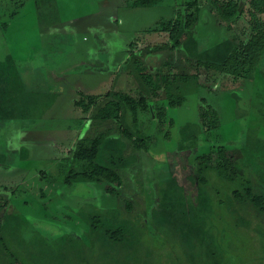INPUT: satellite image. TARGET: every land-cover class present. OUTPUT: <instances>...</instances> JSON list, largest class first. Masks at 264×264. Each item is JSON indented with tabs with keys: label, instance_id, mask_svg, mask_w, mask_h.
Returning <instances> with one entry per match:
<instances>
[{
	"label": "rangeland",
	"instance_id": "rangeland-1",
	"mask_svg": "<svg viewBox=\"0 0 264 264\" xmlns=\"http://www.w3.org/2000/svg\"><path fill=\"white\" fill-rule=\"evenodd\" d=\"M185 1L130 7L127 0H0V62L14 59L29 89L48 95V104L44 98L35 106L34 121H0V238L24 252L29 264H264V224L254 213L238 210L237 203L229 208L233 202L218 177L198 189L186 182V156L212 146H226L253 173L255 164L264 166V58L239 84L214 74L211 85L196 88L176 108L160 90L140 113L148 149L127 148L128 142L123 148L113 121L96 124L74 104L79 91L135 90L123 69L130 44L140 49L167 42V33L145 31L175 20ZM201 6L200 49L233 34L246 38V19L230 30L211 5ZM156 53L148 58L152 72L181 73L191 64L186 46ZM203 103L218 112L217 130H201ZM164 106L173 126L168 117L160 124L157 111ZM107 131L115 141L108 151L124 150L129 163L118 191L105 183H63L70 166L63 158L74 143ZM21 150L28 155L24 162ZM241 165L237 161L244 174ZM97 214V226L123 225V232L96 233L88 218ZM225 232L222 253L216 238Z\"/></svg>",
	"mask_w": 264,
	"mask_h": 264
},
{
	"label": "trees",
	"instance_id": "trees-1",
	"mask_svg": "<svg viewBox=\"0 0 264 264\" xmlns=\"http://www.w3.org/2000/svg\"><path fill=\"white\" fill-rule=\"evenodd\" d=\"M162 1L127 0V4L130 7H152ZM203 3L211 5L212 10L219 16V24L227 25L230 30L236 21L246 19L249 29L245 30L248 34L244 32L245 30L242 32L247 34L246 38L241 37V34H233L206 49H200L197 25ZM192 7L196 8L195 12L190 11ZM149 32L167 33L169 38L162 44L146 45L140 49H135L137 45L135 42L130 44L128 59L123 69L128 71L129 80L133 77L137 83L135 90L132 92L113 90L106 95L79 91L74 101L76 109H79L84 117L90 116V119H95V123L113 121L117 125L118 134L120 133L122 137L119 143L123 148H126L125 144L128 142L127 148L148 149L147 138L139 130L140 113L149 110V101L157 97L160 90L166 91L170 97L169 108H176L184 104L187 96L196 88L210 84L211 76L214 74L231 77L235 85L259 68L264 58V0H186L183 11L177 13L175 20L159 22L155 27L145 31ZM184 46L186 59L191 62L187 71L185 69L181 73L171 74L163 69L157 73L150 70L148 58L151 55L168 49L172 51L182 49ZM202 80L206 84H203ZM26 82L14 59L8 58L0 62V121L16 118L25 122L27 119L34 121L40 111L35 106L44 98L48 104V95L29 89ZM205 105L206 103H203L200 108V128L203 131L217 130L221 125L220 116L211 105ZM167 111L168 107L158 108V119L162 125L164 118L168 117ZM169 119L167 124L173 126L175 120ZM109 134L110 131H107L95 137H80L74 143L67 156L63 158L70 164L63 183L71 186L81 182L105 183L110 192L118 191V187L124 183L123 170L129 167V163L124 157V150L120 153L108 151L109 144L110 146L115 144L112 140L114 137L108 138ZM194 148L197 150L198 147ZM25 153L24 150L20 151L21 162L28 159ZM187 157L186 162L190 161L189 167L186 166L188 185L198 189L200 185L208 184L213 177H218L224 184L223 193L228 195V202H233L229 208L234 209V204L237 203L238 210L254 213L260 223L264 224V166L258 169L257 163L253 166L257 168L256 172H251L249 164L243 163L242 166L239 157L232 153L230 155L224 145L215 148L212 146L209 151L202 153L197 150L191 155V159ZM237 161L245 168L247 175L240 173ZM260 177L263 181L259 179ZM257 186L262 190H258ZM15 193L17 190L13 191V194ZM217 194L221 192L218 191ZM2 206H5V203L0 209ZM211 212L213 213V210ZM99 217L102 215L97 214L88 218V224L94 227L96 233L102 231L104 235L114 237L116 232H123V225L118 228L106 227L108 224L104 223L97 226ZM210 235L212 236V233ZM217 235L222 236L219 240L217 237L216 241L223 253L225 244L223 238L226 237V232ZM206 237L210 241L215 236ZM199 247H203L202 242ZM12 248L13 244L9 240L0 238V264H29L23 258L24 252ZM222 263L223 260L220 261V264Z\"/></svg>",
	"mask_w": 264,
	"mask_h": 264
}]
</instances>
